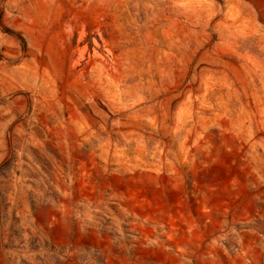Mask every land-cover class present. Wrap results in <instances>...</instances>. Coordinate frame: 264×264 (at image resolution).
<instances>
[{"label": "rangeland", "instance_id": "obj_1", "mask_svg": "<svg viewBox=\"0 0 264 264\" xmlns=\"http://www.w3.org/2000/svg\"><path fill=\"white\" fill-rule=\"evenodd\" d=\"M0 264H264V0H0Z\"/></svg>", "mask_w": 264, "mask_h": 264}, {"label": "bare ground", "instance_id": "obj_2", "mask_svg": "<svg viewBox=\"0 0 264 264\" xmlns=\"http://www.w3.org/2000/svg\"><path fill=\"white\" fill-rule=\"evenodd\" d=\"M51 216V215H50ZM52 217V216H51ZM49 220V219H48ZM50 221V220H49ZM34 222V221H33ZM56 223H57V221H56ZM62 224V223H61ZM57 225V224H56Z\"/></svg>", "mask_w": 264, "mask_h": 264}]
</instances>
